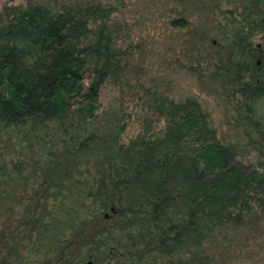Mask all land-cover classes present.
Listing matches in <instances>:
<instances>
[{
	"label": "trees",
	"instance_id": "trees-1",
	"mask_svg": "<svg viewBox=\"0 0 264 264\" xmlns=\"http://www.w3.org/2000/svg\"><path fill=\"white\" fill-rule=\"evenodd\" d=\"M153 1L171 30L161 66L127 0L2 7L0 264L264 252V0ZM177 71L198 93L180 94Z\"/></svg>",
	"mask_w": 264,
	"mask_h": 264
},
{
	"label": "rangeland",
	"instance_id": "rangeland-1",
	"mask_svg": "<svg viewBox=\"0 0 264 264\" xmlns=\"http://www.w3.org/2000/svg\"><path fill=\"white\" fill-rule=\"evenodd\" d=\"M19 1L26 2V0H0V11L4 5L19 3ZM127 3L125 17L135 23L134 29L138 33V35L132 37L133 41L142 36L146 46V57L151 58L152 65L161 66L162 61H164L161 58H168L170 53L167 37L171 33L170 28L167 26L168 16L162 13V3L156 4L153 0H127ZM154 54L157 55L154 56ZM172 77L178 84L177 90L180 94L198 93L195 81L186 73L177 71L172 74ZM200 98L203 107L210 113L212 121L225 131L227 129L226 119L223 117L222 111L216 104V101L202 94ZM255 259L253 262H247L246 264H264V252L256 256Z\"/></svg>",
	"mask_w": 264,
	"mask_h": 264
},
{
	"label": "water",
	"instance_id": "water-1",
	"mask_svg": "<svg viewBox=\"0 0 264 264\" xmlns=\"http://www.w3.org/2000/svg\"><path fill=\"white\" fill-rule=\"evenodd\" d=\"M87 264H92V262L91 261H88Z\"/></svg>",
	"mask_w": 264,
	"mask_h": 264
}]
</instances>
